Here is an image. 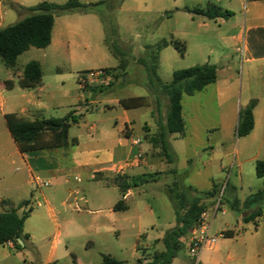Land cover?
I'll return each instance as SVG.
<instances>
[{
	"label": "rangeland",
	"instance_id": "rangeland-1",
	"mask_svg": "<svg viewBox=\"0 0 264 264\" xmlns=\"http://www.w3.org/2000/svg\"><path fill=\"white\" fill-rule=\"evenodd\" d=\"M1 1L0 25L4 28L28 16L29 7L43 1L63 4L68 0H21L24 7ZM211 5L230 11L232 16L224 21L210 20L193 12L206 10ZM243 10L241 0H112L98 9L108 38L107 46L100 45L101 50L74 52L75 63L69 59L66 49L53 52L32 48L18 58L17 68L21 71L31 61H39L45 81L52 84V96H57L52 102L71 105L51 110L45 117L63 118L73 113L78 120L92 123L105 119L111 124L119 112L105 111V108L118 99L148 97L149 106L132 110L131 115L136 135L144 134L149 144L151 138L159 134V126L166 124L169 109L168 98L158 94L152 83L159 80L169 84L175 71L204 64H215L218 78L205 90L183 96L186 134L169 136L174 163H168L161 147L151 144L144 155L147 164L143 174L134 178L120 175L113 179L120 187L133 189L131 195L129 189L126 190V200V195L123 197V192L115 185L106 186L103 196L95 181L82 178L79 186L85 187L83 194L88 201L80 202L82 211L63 206V200L59 199L51 201L50 206H38V202H43L41 191L32 186L37 199L33 200V211L24 226L31 238L21 249L0 247V264H46L53 251L58 260L55 264H76L75 257L85 264H101L103 255H111L125 264H151L155 254L165 250L163 237L176 226L168 189L175 186L192 201L199 193L211 190L213 183L219 186L218 194L214 198L200 196L202 203L208 206L205 220L210 226V236L217 237L219 254L206 248L198 264H245L249 252L262 253L264 200L250 207L245 202L264 188V179L256 175V162L264 161V148L260 147L264 137V61L247 63L241 46L237 50L238 46L226 44L231 30L242 24ZM61 15L65 14L57 16ZM92 40L96 45L95 36ZM163 40L182 42L185 53L173 45L157 53V45ZM121 63L126 65L124 69L104 71L97 81L81 77L83 90L79 88L78 76L82 72L101 67L118 68ZM6 70L0 62V72L4 75ZM56 74L64 75L63 83L53 84ZM12 78L18 81L17 77ZM70 94L72 97L61 99ZM93 99L96 104L90 105ZM253 100L257 101L255 135L238 137L239 113ZM80 133L87 134L86 130L75 126L70 130L71 136ZM16 175L12 173L0 179V195L12 192L10 184L23 181ZM41 190L49 195L53 187ZM119 200H124L129 208L116 213L113 223L107 212L109 201L116 204ZM235 201L238 205L234 208ZM68 202H74V198H69ZM100 209L97 214L89 212ZM253 213L260 215L257 223H246L245 217ZM76 224L84 226L86 233ZM103 226L113 227L120 233L105 234L99 228ZM228 232H233V236L227 237ZM186 242L187 238L184 252L173 264H195L187 254ZM229 255L237 260L231 261ZM261 262H264L262 254L258 257V263Z\"/></svg>",
	"mask_w": 264,
	"mask_h": 264
},
{
	"label": "crops",
	"instance_id": "crops-1",
	"mask_svg": "<svg viewBox=\"0 0 264 264\" xmlns=\"http://www.w3.org/2000/svg\"><path fill=\"white\" fill-rule=\"evenodd\" d=\"M5 1L6 0H2L1 3ZM8 1L17 3L21 7H24L20 3L21 0ZM241 1L244 8L242 12V24L231 30L230 35L226 39V44H234L238 46L237 50H240L241 46L242 53L246 55L247 63H255L258 60L264 61V55H261L260 53L264 52V0ZM224 10L228 11L226 9H223V11ZM230 16H232V14L228 17ZM234 17H236V14ZM218 19L224 21L226 18ZM93 36L97 39L96 45L92 42ZM100 45L107 46L106 30L101 17L96 13L82 14L75 12L57 16L55 18L51 44L42 50L52 49L53 52H57L58 50L66 49L69 54V59L75 63L76 59L74 52H83V50L91 51L92 49L99 51L101 50ZM28 51H30V49ZM36 62L41 65L43 77L41 84L35 88L22 87L21 81L24 70L21 71L18 69L17 65L14 69H8L5 67L7 69L6 71H8L6 72L7 74L3 75V73L0 72V179H5L8 174L13 173L17 174L16 177L18 179L23 180L21 183L16 182V184H10L8 187L12 192H9L8 195H0V212L9 209L12 205L16 207L21 202L27 200L31 202L29 207H32L33 200L37 199L32 186L37 187L41 191L39 195L43 199V202H38V206H42L43 204L50 206L51 201L59 199L63 200V206L68 205L70 208H72V205L75 203L78 205L80 202L88 203L83 194L85 187L79 186V184L83 182L82 178H86V180L90 182L95 181L97 185H99L97 186L98 191H100L103 196L105 194V187L111 184L115 185L120 189V191H122L120 185L115 183L113 179L120 177V175L122 177L126 176L134 178L143 174V169L145 168L144 165L147 164L144 155L151 147V144H149L145 139L144 134L136 135L135 133V129L133 127L135 120L131 115V112L136 109H124L120 105V101L122 99H118L112 103L111 106L105 108V111L111 109L110 111L119 112V114L112 119L111 124H108L105 119L92 123L78 120L73 126L86 130L87 134L83 135L80 133L77 136L70 135V140L75 139L77 140L76 143H71L66 148L55 150L36 151L27 154H22L20 152L9 131L5 119L6 114L15 113L29 120L42 118L49 119L56 118L45 117V115L49 114L51 110L64 106H71L70 104L58 105L52 102V100L55 101L57 99V96L56 94L52 96V84L45 81L46 76L43 66L39 61ZM116 68L117 67H101L84 71L81 74L89 71ZM11 75L12 77H17L18 81H14ZM63 79V74H56L53 84L63 83ZM78 86L81 90H83L79 78ZM67 95H63L61 99L72 97L71 94L70 96ZM79 102L81 103L82 100L79 99ZM89 104H96V100L93 99ZM91 109L94 111L93 108ZM254 119V129L246 137H254L255 135L256 107L254 109ZM149 132H151V130ZM133 138L142 139V143L139 146L132 145L131 139ZM260 147L264 148V137ZM238 153L239 152L237 151V155ZM139 155L141 158L138 160V163L133 166L130 165L132 161L137 160ZM256 158L257 157H255V159ZM221 169L223 170L222 167ZM71 178H73V180ZM45 182H48L49 185L44 186L43 184ZM104 183H106L105 186L102 185ZM75 185L76 187H74ZM51 186L53 187V190L49 195L42 192L41 189L43 187ZM14 191H17V193ZM128 194H133V189H129ZM125 195L126 200L127 194L123 193L122 196L124 197ZM72 197L74 198V202L69 203L68 200ZM3 200H7L10 205L2 206L1 202ZM116 204L109 201V207L107 209L113 223L115 222L116 213L126 211L129 208L125 204L127 207L125 210L115 211L114 207ZM82 210L83 209L81 208V210L76 211ZM50 211L54 212V209L50 207ZM101 211V209L96 211L89 210V212H95V214L100 213ZM21 212L22 210L20 213ZM257 221L258 220L255 222L257 223ZM76 226L83 233H86V228H84V226H78V224H76ZM88 226L92 229L91 224ZM94 227H97V224L94 225ZM99 228L100 231H103L105 234L117 235L120 233L119 230L109 226ZM25 234L29 236L26 241L28 242L31 236L27 232H25ZM6 245L15 249L13 244ZM210 249L216 250V245ZM216 251L217 254H219V251ZM249 254L250 256L246 259L245 264H264V262L258 263V257L260 254L264 255V249L260 254L253 252H249ZM229 258L233 262L237 260V258L233 255H229ZM57 262L58 260L56 259L55 252L53 251L49 255L46 264H55ZM75 262L76 264H85L82 263L78 257H75Z\"/></svg>",
	"mask_w": 264,
	"mask_h": 264
},
{
	"label": "trees",
	"instance_id": "trees-1",
	"mask_svg": "<svg viewBox=\"0 0 264 264\" xmlns=\"http://www.w3.org/2000/svg\"><path fill=\"white\" fill-rule=\"evenodd\" d=\"M111 1L87 3L80 0H68L63 4L43 1L35 6L29 7L28 12L30 14L28 16L7 27H0V62L6 68L14 69L17 65L18 58L29 49L47 48L52 41L53 26L57 15L76 12L82 14L96 13L101 17L98 9L110 4ZM193 12L210 20L227 18L232 14L230 11H223L221 7L216 5H211L206 10L196 9ZM169 45H173L182 54L185 53V45L178 40L171 42L163 40L157 45V53ZM109 47L112 53L118 58L113 48L111 46ZM125 67L126 65L121 63L116 69H124ZM113 70L115 69L104 71L112 72ZM42 77L41 65L36 61H31L24 68L21 85L25 88H35L41 84ZM173 77V81L169 84H163L159 80L151 84L158 94L168 98L169 109L166 124L159 126V134L151 138L150 143L153 146L161 147L169 164L174 163L169 136H185L186 134V122L183 117V96H193L205 90L209 85L216 83L218 68L213 64L198 65L175 71ZM120 105L126 110H132L148 107L149 101L148 97L125 98L120 101ZM256 105L257 101L253 100L240 111L237 130L238 137H246L254 129V109ZM5 119L12 138L22 154L66 148L71 143L77 142L75 139L70 140V129L78 121V118L73 113H70L64 118H42L35 120H29L18 114L9 113L5 115ZM256 175L258 178L264 179V161L262 160L256 162ZM121 188L123 193L129 189L128 186H122ZM218 188V184L213 183L211 190L199 194L208 198H214L218 194ZM167 194L175 209L176 226L169 230L163 237L162 242L165 250L155 254L151 264H173V261L185 250V239L191 236L192 230L202 223V216L208 209V206L202 203V197L200 195L190 201L175 186L168 189ZM263 200L264 188L249 196L245 205L250 207ZM30 204L31 202L28 200L23 201L16 207L12 205L8 210L0 212V246L11 242L16 249H21L22 246L19 240L26 243L29 236L25 234L24 226L33 211V208L29 207ZM1 205L10 204L7 200H3ZM237 205L238 203L235 201L233 204L234 208ZM126 208L124 200L119 201L114 207L115 211H123ZM21 210L22 212L20 213ZM258 216L260 215L253 213L245 217V222H255ZM225 235L232 237L233 232H228ZM101 264L125 263L111 255H103Z\"/></svg>",
	"mask_w": 264,
	"mask_h": 264
},
{
	"label": "built area",
	"instance_id": "built-area-1",
	"mask_svg": "<svg viewBox=\"0 0 264 264\" xmlns=\"http://www.w3.org/2000/svg\"><path fill=\"white\" fill-rule=\"evenodd\" d=\"M104 74V70H95V71H89L86 73H83L79 75V80L82 82L81 77L87 78L90 82L97 81L98 79L102 78ZM131 143L134 146H139L142 143V139L140 138H133L131 139ZM141 158L139 155L136 161H132L130 165H136L138 163V160ZM44 186H48L49 183L45 182L43 184ZM72 208L75 210H81L80 206L75 203L72 205ZM206 214H203L202 216V223L195 227L192 230L191 236L187 238L186 242V249L188 256L194 260L195 264L199 263V258L202 253V251L206 248H213L217 244V237H211L209 230L210 226H208L207 221L205 220ZM8 244H13L9 242Z\"/></svg>",
	"mask_w": 264,
	"mask_h": 264
},
{
	"label": "water",
	"instance_id": "water-1",
	"mask_svg": "<svg viewBox=\"0 0 264 264\" xmlns=\"http://www.w3.org/2000/svg\"><path fill=\"white\" fill-rule=\"evenodd\" d=\"M19 243L21 244V246H25V243L22 240H19Z\"/></svg>",
	"mask_w": 264,
	"mask_h": 264
}]
</instances>
